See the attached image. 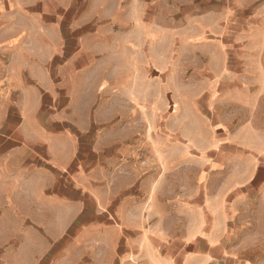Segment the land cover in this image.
<instances>
[{
	"label": "crops",
	"instance_id": "obj_1",
	"mask_svg": "<svg viewBox=\"0 0 264 264\" xmlns=\"http://www.w3.org/2000/svg\"><path fill=\"white\" fill-rule=\"evenodd\" d=\"M136 5L0 0V264H264V142L153 105Z\"/></svg>",
	"mask_w": 264,
	"mask_h": 264
},
{
	"label": "rangeland",
	"instance_id": "obj_2",
	"mask_svg": "<svg viewBox=\"0 0 264 264\" xmlns=\"http://www.w3.org/2000/svg\"><path fill=\"white\" fill-rule=\"evenodd\" d=\"M136 2L138 21L121 20L118 28L123 30L130 26L136 29L135 43L133 38L131 40L139 50L145 44L144 28L141 27L144 22L140 19L145 10L152 14L153 37L147 45L155 67L153 85L147 88V94L151 92L153 105L159 109L164 106V100L158 94L166 92L162 81L164 84L167 79L168 110L178 109V99L182 117H191L196 109H200L201 125L197 132L200 155L208 153L204 147L210 142V119L215 114L222 116L218 118L222 123L226 116L237 119L236 130L244 128L252 140L264 142V0ZM207 24L214 26L211 35L205 33ZM194 34H198L197 37H193ZM120 40L123 44L128 39L122 36ZM121 56L123 60L124 55ZM137 56L142 58V54ZM168 67L171 70L167 74ZM207 67L209 77L215 75L210 85L199 75ZM222 77L232 78L229 85L224 84ZM225 88L226 99L219 97ZM180 131L193 136L191 124L181 127ZM194 131L196 136L197 129ZM189 154L186 151L184 156Z\"/></svg>",
	"mask_w": 264,
	"mask_h": 264
}]
</instances>
